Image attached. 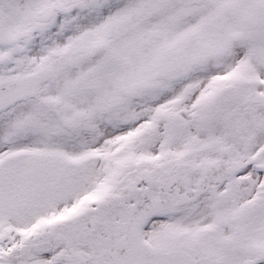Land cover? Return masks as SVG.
Listing matches in <instances>:
<instances>
[{
	"label": "snow or ice",
	"instance_id": "snow-or-ice-1",
	"mask_svg": "<svg viewBox=\"0 0 264 264\" xmlns=\"http://www.w3.org/2000/svg\"><path fill=\"white\" fill-rule=\"evenodd\" d=\"M0 264H264V0H0Z\"/></svg>",
	"mask_w": 264,
	"mask_h": 264
}]
</instances>
